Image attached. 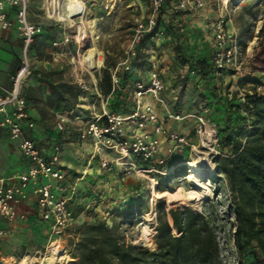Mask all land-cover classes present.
I'll return each mask as SVG.
<instances>
[{"label": "rangeland", "instance_id": "obj_1", "mask_svg": "<svg viewBox=\"0 0 264 264\" xmlns=\"http://www.w3.org/2000/svg\"><path fill=\"white\" fill-rule=\"evenodd\" d=\"M63 1L66 4L68 0ZM82 1L85 5V24L80 21L81 18L78 16H73L72 20L66 18L59 24L64 34L69 37L68 46L73 54H75L77 46H80L79 56L75 57L77 72L80 69L78 62H82L90 48L100 52L99 57L102 63L98 67L95 66V69L90 70V73L81 69L84 82L89 88L88 80L90 79L88 76L90 74L96 77V74H100L105 62L111 66L125 56L135 24L138 21H144L151 12V0ZM205 1L204 8L189 10L175 9L169 2L167 7L159 10L157 15L164 27L170 26L171 33L167 34L168 39L155 47L147 34L143 41L145 53L139 52L131 59L132 76L145 78L148 73L147 58L150 51L154 50L159 59L161 76L167 84V89L162 93L163 97L174 110L185 115L189 114L181 121L163 120V123L184 135L186 145L177 148L161 165L145 163L136 158L134 154L122 155L113 150H104L102 157L110 162L112 168L103 170L96 162L89 171V177L83 179L81 185L76 186V198L71 201V208L77 215V220L63 236L61 243L68 257L61 264H70L75 261L71 257L72 248L69 243L82 222L95 219L105 220L108 225L114 222L113 232L120 241L132 244L142 243L150 249H154L155 207L160 199L164 200L167 207L188 206L193 210L203 211L219 242V257L214 264H252V255L245 259L239 258L233 244L232 216L225 204V189L219 181L213 162L218 153L216 128L220 108H217L218 104L215 99L206 97L205 88H215L221 97L229 96L231 91L238 90L237 97L242 98L244 90L238 87L239 80H247L245 89H249L254 79L264 81V36L259 35L262 23L259 17L262 0H236L226 17L225 27L236 35L240 48L237 60L240 64L239 72L236 73L234 69L227 67L215 74L214 77L201 79L194 71L187 69L184 72V68L181 67L180 62L173 54L175 41L172 37H174V33L181 34L184 40L190 32H195L199 36L202 33L204 36H211L209 21L203 25H200L199 22H202L203 12L207 8L211 7L214 10H218V8L212 0ZM31 2L36 4L38 0H31ZM63 11H65L64 7ZM44 16L47 18L46 15ZM92 23L98 24L95 35L90 32ZM179 28H182L181 32ZM162 29L164 30V28ZM204 36L201 38L205 39ZM28 58L30 60L29 51ZM21 61L22 53L19 66ZM63 62L67 67H73L72 63H67L66 57H63ZM16 70L11 73L10 77ZM181 74L184 76L181 77ZM132 83V79H128L121 88L116 90L120 93V105L125 114L133 105ZM90 90H87L88 94L81 102L83 106L78 107L76 113L78 116L86 115L85 112L88 110L97 112L100 102L94 99L93 90ZM260 90L264 89L260 88ZM173 95H176L174 102L171 99ZM91 103L94 104V109L87 107ZM196 115H201L204 121V129L200 133L196 132L198 125ZM85 120L88 119L86 117L82 119L83 122ZM11 143L5 142L4 145L0 143V155L6 154L5 159L0 157V174L2 175L11 176L22 171L18 146ZM167 145V140L163 139L161 141L163 152ZM94 159L96 160V158ZM200 159H205L210 166L200 172L197 181H194L189 176L188 163ZM65 172V186H73L72 180L79 174L72 170H65ZM158 176L161 177V184L169 190L159 192L155 189ZM177 188L182 193L200 189L209 190L210 194L194 204L182 196L179 199H171L166 192H174ZM139 209H142V214H137ZM28 210L32 212L31 205ZM119 211L125 212L126 216L119 217L117 215ZM2 224L4 229L1 239L3 261L6 264L15 261L17 264L25 257L28 264H36L34 261L37 252H44L48 246L49 234L43 222L38 218L27 216L13 224L7 222Z\"/></svg>", "mask_w": 264, "mask_h": 264}, {"label": "built area", "instance_id": "obj_2", "mask_svg": "<svg viewBox=\"0 0 264 264\" xmlns=\"http://www.w3.org/2000/svg\"><path fill=\"white\" fill-rule=\"evenodd\" d=\"M212 1L216 3L218 16L209 21L211 36L206 41L200 36H194L190 39V43L207 47L211 53L215 74L227 67L238 73L240 64L237 60L240 48L237 37L225 27L230 7L236 0ZM170 2L173 8L179 10L201 9L206 5L205 0H170ZM161 4L162 0H151V12L144 21L135 24L125 56L109 68L111 92L107 96H99L103 101L101 112L94 115L78 134L81 140H91L96 153L113 150L122 155L134 154L146 163L161 165L171 153L187 143L184 135L163 123V120L181 121L189 114L185 115L174 110L163 97L162 93L167 89V84L161 76L159 59L154 50L150 51L147 58V76L137 77L132 83L131 111L122 114L110 111L107 107L112 99V93L119 88V73L130 71L131 59L139 52L145 53L143 44L145 36L149 34L150 41L155 47L168 39L163 29L157 26V15ZM63 7H65L63 0H45L43 14L59 24L67 18L59 19L57 16L59 10L63 12ZM8 29H15L21 38L22 61L11 77L10 87L0 89V127L6 129L9 138L17 144L26 162V169L11 176L0 175V221L11 223L23 219L25 213L18 212L17 206L32 195L35 199L36 213L48 224L49 234L46 250L37 252L34 263L48 264L53 249L62 250L66 254L61 242L66 230L76 222V215L71 208L75 188L65 186L66 172L60 166L59 145L55 144L49 155L39 147L33 135L36 122L29 117L26 100L22 95L23 81L31 72L28 51L34 38L42 31L40 24L32 23L28 18L27 0H0V30ZM68 41L69 37L66 36L64 42ZM52 45L56 47L58 43L53 42ZM79 51L80 46H77L75 54L69 58L75 67V57L79 56ZM78 65L80 70L83 69L88 73L95 69V66L88 69L82 62H78ZM183 68L186 72L187 66ZM182 76L184 75L181 74ZM77 85L81 91L89 89L82 80H79ZM95 92L98 94V90L95 89ZM171 99L174 102L176 95ZM195 118L198 121L196 132L200 133L204 129V121L201 115H196ZM56 128L58 131L64 129V117H58ZM163 139L168 143L164 152L161 147ZM99 167L110 170L112 165L105 157H100ZM3 235L4 229L0 227V238ZM66 256L68 257L67 254ZM64 260L65 258L61 263ZM28 263L24 257L17 264ZM0 264H6L1 255ZM10 264H15V261Z\"/></svg>", "mask_w": 264, "mask_h": 264}, {"label": "trees", "instance_id": "obj_3", "mask_svg": "<svg viewBox=\"0 0 264 264\" xmlns=\"http://www.w3.org/2000/svg\"><path fill=\"white\" fill-rule=\"evenodd\" d=\"M170 0H162L160 11ZM261 27L259 35L264 36V0L259 14ZM157 26L171 33L169 25L157 18ZM180 31V28H179ZM181 32V31H180ZM175 41L173 54L181 67L196 72L201 79L214 77L211 53L206 46L190 43L199 36L190 32L183 40L181 34H173ZM113 66V65H111ZM105 62L98 79V91L107 96L111 92L110 70ZM137 77L132 71L119 73V87L125 81ZM249 89L246 79L238 82L243 89L242 98L238 90L229 96L221 97L215 88H205L206 97L217 101L218 125L216 128V147L218 153L213 162L215 172L224 187L225 204L232 216V240L239 258L252 255V264H264V81L252 80ZM48 107H59L68 99L76 101L80 93L78 86L62 80L50 81ZM119 89V88H118ZM31 91V93H30ZM25 99L31 101L42 118L44 108L34 101V89L22 91ZM120 93L114 91L108 102L110 111L125 114L121 109ZM126 111L127 113L130 112ZM140 160L138 156H136ZM146 163V162H145ZM155 185L159 192L169 190L161 183ZM74 198L76 194L74 193ZM155 248L150 249L142 243L132 244L120 241L113 232V225L105 220L95 219L82 222L69 245L72 248L70 264H214L219 257V242L203 211L188 206L167 207L163 199L156 203ZM137 214H142V209ZM125 217V212H117ZM114 221V220H113Z\"/></svg>", "mask_w": 264, "mask_h": 264}, {"label": "crops", "instance_id": "obj_4", "mask_svg": "<svg viewBox=\"0 0 264 264\" xmlns=\"http://www.w3.org/2000/svg\"><path fill=\"white\" fill-rule=\"evenodd\" d=\"M28 18L32 23L40 24L42 31L39 35L34 38L33 43L29 48L31 72L23 81L22 91L34 89L35 99L34 101L40 108H44L46 116L40 117L37 113L33 103L27 99V113L30 118L35 120L36 127L34 130V137L42 149V151L49 155L55 144L59 145L60 148V166L65 170H72L77 172L79 175L72 180V184L75 188L74 193L76 194V186L83 183V179L88 178L89 171H91L93 164L97 162L99 165V158L103 156V151L96 153L92 145L91 140H81L78 137L79 132L90 122L94 115L101 112L103 101L100 99V93L96 94L95 89L98 90V79L95 75L90 74L88 78L89 89L94 93V99L100 102L97 106V112L88 110L85 112L86 115L78 116L76 113L79 106H83L87 96V90L81 91L77 96L75 102L72 99H68L66 103L61 104L59 107H48L47 99L49 97V80L54 82L62 80L78 86L77 82L84 79L82 77V70L79 69L77 72L75 66L67 67L63 62V57H66L67 63L70 62V56L73 54L69 49V41L64 42L66 35L60 28V24L45 18L43 15L44 0H38V3L33 4L31 0L28 2ZM202 22L200 25L206 24L208 21L218 16V10H214L209 7L203 12ZM205 20V21H204ZM201 36H204L203 33ZM200 36V37H201ZM206 37V38H205ZM208 40V36H204ZM57 42L58 46H53L52 43ZM21 55V38L15 29L0 30V89L9 88L11 84V73L19 68V59ZM56 56V57H55ZM68 56V57H67ZM85 83V82H84ZM31 93V91H30ZM101 97H104L101 95ZM87 107L94 109V104L91 103ZM91 114V115H90ZM64 117V129L58 131L56 128V122L58 117ZM86 117L85 122L82 121ZM16 144L9 138L8 132L4 128H0V143ZM22 171L26 169V162L23 160L20 151H18ZM5 155H0L1 159H5ZM96 158V160L94 159ZM21 171V172H22ZM2 175V174H0ZM10 176V175H2ZM86 181V180H85ZM32 206V212L28 210L29 206ZM18 212L25 213V217L38 218L43 222L37 215L35 199L31 195L27 200L20 203L17 206ZM77 218V215H76ZM77 220V219H76ZM21 221L17 219L10 224ZM5 221H0V227H3ZM8 223V222H7ZM48 230V224L43 222ZM0 238V255H1V239ZM3 258V257H2Z\"/></svg>", "mask_w": 264, "mask_h": 264}, {"label": "bare ground", "instance_id": "obj_5", "mask_svg": "<svg viewBox=\"0 0 264 264\" xmlns=\"http://www.w3.org/2000/svg\"><path fill=\"white\" fill-rule=\"evenodd\" d=\"M65 11L61 12V10L58 11V18L64 19V17H67L72 20V16H78L81 18V22L85 24V5L82 0H68L64 7ZM87 22V21H86ZM92 22V21H91ZM97 25L96 23L90 24V32L92 35H95L97 33ZM100 52L95 50L94 48H90L85 56L82 59V62L86 65L87 68H91L93 66H97L101 62V58L99 57ZM98 55V56H97ZM210 164L204 159V160H193L189 161L188 163V172L190 173V177L197 181L199 173L208 169ZM179 188V187H178ZM177 188L174 192H166L168 196L172 199H179L180 196L187 199L188 201H192L194 204L198 203L202 198L208 196L210 194L209 190H191L187 192H180ZM179 192V193H178ZM66 254L62 250L53 249V255L49 259L48 264H60L64 258H66Z\"/></svg>", "mask_w": 264, "mask_h": 264}]
</instances>
